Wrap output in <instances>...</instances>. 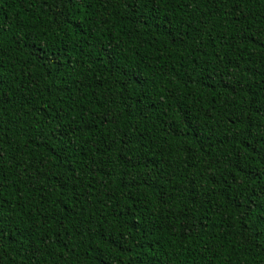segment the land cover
<instances>
[{
  "label": "trees",
  "instance_id": "16d2710c",
  "mask_svg": "<svg viewBox=\"0 0 264 264\" xmlns=\"http://www.w3.org/2000/svg\"><path fill=\"white\" fill-rule=\"evenodd\" d=\"M0 264H264V0H0Z\"/></svg>",
  "mask_w": 264,
  "mask_h": 264
}]
</instances>
